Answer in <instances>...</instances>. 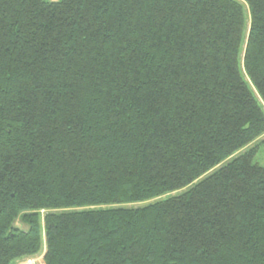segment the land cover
I'll use <instances>...</instances> for the list:
<instances>
[{"label":"trees","instance_id":"obj_1","mask_svg":"<svg viewBox=\"0 0 264 264\" xmlns=\"http://www.w3.org/2000/svg\"><path fill=\"white\" fill-rule=\"evenodd\" d=\"M263 136L264 0H0V264H264Z\"/></svg>","mask_w":264,"mask_h":264},{"label":"rangeland","instance_id":"obj_2","mask_svg":"<svg viewBox=\"0 0 264 264\" xmlns=\"http://www.w3.org/2000/svg\"><path fill=\"white\" fill-rule=\"evenodd\" d=\"M256 146H257V152H256V155H255L253 161H254V163H257L260 166L264 167V136L261 139H259L256 143L251 145L249 148H253ZM136 207H138V206H136ZM15 225L18 228L25 229V227L22 226L19 222H17ZM43 255H44V250H43V253L41 255L37 256L36 258L24 260L22 262H16L15 264H44Z\"/></svg>","mask_w":264,"mask_h":264}]
</instances>
